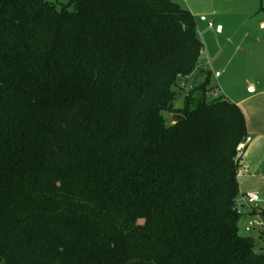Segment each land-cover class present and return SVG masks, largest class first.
Segmentation results:
<instances>
[{
  "label": "trees",
  "instance_id": "1",
  "mask_svg": "<svg viewBox=\"0 0 264 264\" xmlns=\"http://www.w3.org/2000/svg\"><path fill=\"white\" fill-rule=\"evenodd\" d=\"M202 53L172 0H0V264H264Z\"/></svg>",
  "mask_w": 264,
  "mask_h": 264
},
{
  "label": "rangeland",
  "instance_id": "2",
  "mask_svg": "<svg viewBox=\"0 0 264 264\" xmlns=\"http://www.w3.org/2000/svg\"><path fill=\"white\" fill-rule=\"evenodd\" d=\"M49 1L55 3L60 9L61 6L69 4L71 0ZM172 1L188 9L195 18L198 36L203 44L201 62L204 63L205 70L211 69L214 74L213 91L210 99L224 95L225 90L223 87L235 84L238 82L237 79L246 77L251 81L254 80V77H257L254 72H257L256 69L259 65L264 66V64H260V55L254 56L251 51L264 52V45L257 49L251 47V50L247 53H238L235 48L239 44L251 43L254 35L261 31L258 24L264 19V11L259 12V9L261 5L264 6V0ZM210 23L212 27H209ZM223 25L224 29L220 31L219 29ZM263 54H261V57ZM253 60L256 61L257 65L249 67L246 62H253ZM228 62H231V64L228 65ZM223 69H226L227 75H221L222 77L218 78L217 74L221 73ZM203 78L202 70L191 77L186 87H184V95H187L191 89L199 85ZM240 84L242 85V81ZM229 90L237 91L238 89L231 86ZM240 90L243 91L244 86H241ZM228 93L230 92L228 91ZM176 105L178 107L182 106V99ZM165 118L167 124L170 125L173 116L165 114ZM252 234L254 233L252 232ZM256 251H259L258 248H256Z\"/></svg>",
  "mask_w": 264,
  "mask_h": 264
},
{
  "label": "crops",
  "instance_id": "3",
  "mask_svg": "<svg viewBox=\"0 0 264 264\" xmlns=\"http://www.w3.org/2000/svg\"><path fill=\"white\" fill-rule=\"evenodd\" d=\"M210 24L209 27H212ZM258 26L261 31L254 35L251 43L248 42V44L237 45L235 48L236 52L247 53L251 50V47L257 49L264 45V19L259 22ZM223 29L224 25L221 26L219 30L223 31ZM251 53L254 54V56L260 55V64H264V52L257 53L253 50ZM261 54H263L262 57ZM227 64L230 65L231 62ZM246 64H248L249 67H254L256 61L246 62ZM201 69H204V63L202 62ZM209 70L213 73L211 69ZM256 71L257 72H254V74L257 77H254V80L252 79L250 81L248 80L249 78L246 77L244 79L240 78L237 79L238 82L231 85L237 88V91H230L229 89L231 86H226L224 84L225 86L223 88L225 93L222 96L238 105L246 119L247 139L250 141L247 140L239 161L240 168L238 179L240 193L238 197V206L240 217L238 226L240 234L253 237L255 239V250L258 248V252H262L264 251V66L259 65ZM221 75H227L226 69L218 73L217 77L219 78ZM239 80L242 81V85ZM241 86H244L243 91L240 90ZM228 91L230 93H228ZM248 193L256 194L259 197V201H245L244 197ZM249 220H261L263 222V229L256 227L252 231L246 232ZM252 232L254 234H252Z\"/></svg>",
  "mask_w": 264,
  "mask_h": 264
},
{
  "label": "built area",
  "instance_id": "4",
  "mask_svg": "<svg viewBox=\"0 0 264 264\" xmlns=\"http://www.w3.org/2000/svg\"><path fill=\"white\" fill-rule=\"evenodd\" d=\"M210 26H212V25L210 24ZM247 140L239 146V148H238V152H239L238 153V158L241 157V155H242V153H243V151L245 149V144L247 143ZM248 141H250V140H248ZM244 200L245 201H249V202H258L259 201V197L256 194L248 193L244 197ZM256 227H258L260 229H263V222L261 220H249V222L247 224V227H246V232H250Z\"/></svg>",
  "mask_w": 264,
  "mask_h": 264
},
{
  "label": "water",
  "instance_id": "5",
  "mask_svg": "<svg viewBox=\"0 0 264 264\" xmlns=\"http://www.w3.org/2000/svg\"><path fill=\"white\" fill-rule=\"evenodd\" d=\"M184 118L182 116H179V115H175L173 116V124H177L178 122L182 121Z\"/></svg>",
  "mask_w": 264,
  "mask_h": 264
}]
</instances>
